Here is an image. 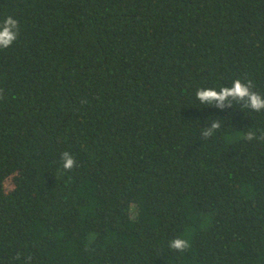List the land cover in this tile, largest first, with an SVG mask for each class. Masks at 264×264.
Segmentation results:
<instances>
[{"label":"trees","instance_id":"16d2710c","mask_svg":"<svg viewBox=\"0 0 264 264\" xmlns=\"http://www.w3.org/2000/svg\"><path fill=\"white\" fill-rule=\"evenodd\" d=\"M9 15L0 264H264V111L195 95L264 96V0H0Z\"/></svg>","mask_w":264,"mask_h":264},{"label":"clouds","instance_id":"9594fccd","mask_svg":"<svg viewBox=\"0 0 264 264\" xmlns=\"http://www.w3.org/2000/svg\"><path fill=\"white\" fill-rule=\"evenodd\" d=\"M19 30V21L11 15L0 21V49L11 47L18 39ZM195 95L200 104L205 106L223 108L226 104L231 106L232 102L236 101L254 112L264 111V96L252 90L251 81L243 82L240 79H236L231 86L221 87L219 90L215 88H200ZM220 126L218 121L211 120V127L203 129L202 136L205 138L211 137ZM256 138V132L251 130L244 136L247 141H252ZM260 138L264 139V134H261ZM61 159L63 161L62 167L66 171H70L76 166V161L69 152H64ZM169 247L183 252L189 247V242L184 238L177 237L170 241Z\"/></svg>","mask_w":264,"mask_h":264},{"label":"rangeland","instance_id":"374dc122","mask_svg":"<svg viewBox=\"0 0 264 264\" xmlns=\"http://www.w3.org/2000/svg\"><path fill=\"white\" fill-rule=\"evenodd\" d=\"M226 139H227V140H230V139H228L227 137H226Z\"/></svg>","mask_w":264,"mask_h":264}]
</instances>
